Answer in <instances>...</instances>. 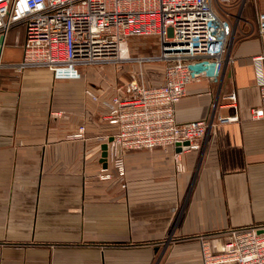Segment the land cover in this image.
Instances as JSON below:
<instances>
[{
	"label": "crops",
	"instance_id": "obj_1",
	"mask_svg": "<svg viewBox=\"0 0 264 264\" xmlns=\"http://www.w3.org/2000/svg\"><path fill=\"white\" fill-rule=\"evenodd\" d=\"M243 9L220 82L177 105L179 121L215 122L180 170L175 147L133 149L124 179H100L116 130L105 114L117 86L104 69L81 67L78 79L0 69V264H203L199 236L220 246L232 229L264 225V119L252 117L264 0ZM23 38L12 31L4 60L21 58Z\"/></svg>",
	"mask_w": 264,
	"mask_h": 264
},
{
	"label": "built area",
	"instance_id": "obj_2",
	"mask_svg": "<svg viewBox=\"0 0 264 264\" xmlns=\"http://www.w3.org/2000/svg\"><path fill=\"white\" fill-rule=\"evenodd\" d=\"M233 0H0V69L9 66L23 72L32 67L51 69L56 77H82L79 65L120 59L122 45L131 37L155 36L159 54L140 55V64L163 63L161 81L139 79L118 84L105 114L116 126L106 137V159L98 168L100 179L126 176V153L133 149L179 147L174 158L182 169L181 154L199 149L215 126L214 114L179 121L177 105L186 96L211 93L229 60V48L237 23L223 7ZM258 32L264 37V11L258 13ZM22 27V56L4 60L7 40ZM260 89V104L252 117L264 119V53L252 57ZM94 99L98 94L86 90ZM236 99L235 93L226 96ZM235 117L220 116V121ZM80 132L71 137L82 136ZM106 163V164H105ZM126 186V182H122ZM264 225L232 229L215 246L201 240L203 264H264Z\"/></svg>",
	"mask_w": 264,
	"mask_h": 264
},
{
	"label": "rangeland",
	"instance_id": "obj_3",
	"mask_svg": "<svg viewBox=\"0 0 264 264\" xmlns=\"http://www.w3.org/2000/svg\"><path fill=\"white\" fill-rule=\"evenodd\" d=\"M229 4H233L231 8L229 5H223V7L229 12L235 14L236 27L239 28L244 25V5L246 0H233ZM243 30V28H241ZM236 35L232 37L231 45L236 41ZM159 44L158 39L155 36L148 37H131L127 39L122 45V50L120 51V59L117 61H109L103 63H95L89 65H79L81 67H97L102 73L106 74V80L110 84H122L125 81H130L132 79H139L141 73H143L149 82H158L162 79L163 73V63L159 61H150L145 64H140L134 60L135 57L140 55L146 56H156L159 54Z\"/></svg>",
	"mask_w": 264,
	"mask_h": 264
},
{
	"label": "water",
	"instance_id": "obj_4",
	"mask_svg": "<svg viewBox=\"0 0 264 264\" xmlns=\"http://www.w3.org/2000/svg\"><path fill=\"white\" fill-rule=\"evenodd\" d=\"M3 42H4V36H2L1 37V40H0V54H1V51H2V44H3ZM105 148H106V146H105ZM181 149L179 148V147H177V151H180ZM106 155H107V152L105 151L104 152V161H105V159H106ZM106 164V163H105ZM264 230L263 229H261L260 230V232H263Z\"/></svg>",
	"mask_w": 264,
	"mask_h": 264
}]
</instances>
